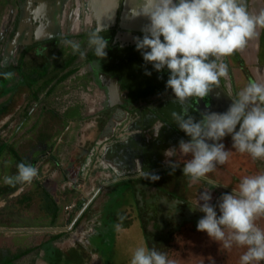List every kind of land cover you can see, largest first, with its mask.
I'll return each instance as SVG.
<instances>
[{
  "label": "flooded vegetation",
  "instance_id": "af4514ba",
  "mask_svg": "<svg viewBox=\"0 0 264 264\" xmlns=\"http://www.w3.org/2000/svg\"><path fill=\"white\" fill-rule=\"evenodd\" d=\"M28 1L15 0L9 7L0 39L4 57L14 48L9 43ZM40 1L46 0H33L27 35L15 45L17 62L9 66L20 65L25 75L33 76L35 88L20 83L26 89L23 102L9 120L24 122L36 116L44 134H52L55 122L61 126L68 119L81 124V141L68 157V171H74L77 159L80 168L68 183L84 187L95 178L102 187L89 205L102 191L108 193L118 183L138 181L148 173L159 177L152 183L167 188L178 180L183 190L179 196L197 209L198 202L203 204L200 194L211 187L208 181L219 184L210 189V203L218 208L219 198L238 189L244 176L264 174V160L236 151L231 135H226L219 142L231 151L228 161L193 183L182 171L191 154L179 151V142L190 137L172 117V112L183 114L185 109L197 121L204 113H224L249 81L264 83V29H258V36L243 50L222 58L228 77H222L207 97H192L181 104L166 88L167 68L157 72L136 50L134 38H143L142 28L150 23L146 17L144 22L133 17L143 0H117V5L116 0H47V7ZM246 4L250 12L264 10V0H246ZM97 29L108 40L104 59L96 57L87 43L89 33ZM65 40L79 43L84 55L74 53ZM171 148L177 149L175 156L166 157ZM169 161H178L175 170ZM256 223L264 229V217Z\"/></svg>",
  "mask_w": 264,
  "mask_h": 264
},
{
  "label": "clouds",
  "instance_id": "9594fccd",
  "mask_svg": "<svg viewBox=\"0 0 264 264\" xmlns=\"http://www.w3.org/2000/svg\"><path fill=\"white\" fill-rule=\"evenodd\" d=\"M135 16L150 21L142 28L143 38H134L136 50L157 72L167 68L166 88L172 90L181 104L192 97H207L213 86H219L222 77H228V66L222 58L243 50L258 36V29H264V10L250 12L246 0H143ZM99 32L97 29L89 33L87 43L96 57L104 59L108 40ZM64 44L74 53L80 52L79 43L65 40ZM13 75L3 73L5 79ZM237 96L226 112L204 113L199 121L186 109L183 114L172 112L176 125L190 137L187 142H179V151L185 156L191 154L182 171L193 183L205 179L217 165L228 161L231 151H226L219 142L226 135H231L236 151L247 153L254 160H264V83L249 81ZM176 151L171 148L164 154L174 157ZM169 163L173 170L179 164ZM38 175L37 167L20 162L16 174L5 176L4 183L31 184ZM145 178L159 179L148 173ZM208 183L211 187L199 196L203 204L198 202V208L205 215L198 220L197 230L206 232L225 249L234 244L246 247L240 264H260L264 261V229L256 221L264 217V174L244 176L238 189L223 194L218 202L219 216L217 205L210 203V189L219 184ZM118 219L119 230L124 217ZM130 264H175V261L156 248L140 246L133 252Z\"/></svg>",
  "mask_w": 264,
  "mask_h": 264
},
{
  "label": "rangeland",
  "instance_id": "374dc122",
  "mask_svg": "<svg viewBox=\"0 0 264 264\" xmlns=\"http://www.w3.org/2000/svg\"><path fill=\"white\" fill-rule=\"evenodd\" d=\"M2 71L14 75L10 79L2 75L0 88L11 89L20 83L35 88L33 76L25 75L20 65ZM39 159L43 161V157ZM152 181L143 177L120 182L108 193L102 191L90 205L98 183L89 180L84 187L71 186L68 193H74L78 199L64 207L65 229L55 233L0 228V237L4 238H0V264H130L133 252L140 246L166 253L175 264H240L246 247L234 244L225 249L206 232L198 231L197 222L205 214L179 196L183 190L178 180L169 188ZM45 183L47 189L54 188V181ZM52 190L49 203L54 212L59 204ZM30 201L31 198L22 197L19 203L26 205ZM120 216L124 219L118 230ZM17 219L8 224L36 223L30 218Z\"/></svg>",
  "mask_w": 264,
  "mask_h": 264
},
{
  "label": "crops",
  "instance_id": "0c3cea01",
  "mask_svg": "<svg viewBox=\"0 0 264 264\" xmlns=\"http://www.w3.org/2000/svg\"><path fill=\"white\" fill-rule=\"evenodd\" d=\"M14 1L0 0V39L9 7ZM14 48L10 49V56L9 54L5 57L0 55V80L3 79L2 69L8 70L12 63L17 62V59H13ZM9 88H0V228L10 229L13 232H55L58 229L62 231L65 229L63 225L66 224L63 223V216L66 214L64 207L78 199L74 193H68L73 186L68 182L72 183L77 177L81 161L77 159L75 162L77 167L74 171L71 170V173L68 171V157L81 141L82 126L79 122L72 120L68 122L67 119L61 126L55 122L52 134H44L36 116L24 122H21V119L9 120L23 102V93L26 91L21 84ZM60 92L64 93L63 89ZM92 138L94 137H89V139ZM42 157L43 161H39ZM20 162L31 163L37 167L38 177L31 184H5L4 177L15 175ZM46 181L55 182L53 190L45 187ZM13 186L15 189L11 190ZM98 188L95 193L98 192ZM49 190H52L53 195H57L55 202L59 204V207L54 212H51ZM22 197L31 198V203L20 205L19 200ZM81 216L82 214L79 217ZM20 217L33 219L36 223L30 226L8 224V221H17Z\"/></svg>",
  "mask_w": 264,
  "mask_h": 264
},
{
  "label": "water",
  "instance_id": "95a60500",
  "mask_svg": "<svg viewBox=\"0 0 264 264\" xmlns=\"http://www.w3.org/2000/svg\"><path fill=\"white\" fill-rule=\"evenodd\" d=\"M41 3H44L42 4V6H46L47 7V0L46 1H40ZM33 5V0H29L27 5L25 6V10H24V15L20 21V24H19V27H18V30L17 32L15 33V35L13 36V39L10 41V46L13 47L15 45H17L23 38L25 35H27V30L29 28V25H30V15L29 13L31 12V6ZM115 5H117V0L115 1ZM114 5V6H115ZM40 8V7H39ZM46 17V16H45ZM145 17L144 16H140V19H141V22H144L143 19ZM48 27V26H47ZM45 28V27H44ZM46 29V28H45ZM30 32V31H29ZM10 47V48H11ZM115 181V180H114ZM109 183V182H108ZM77 187V186H76ZM102 186H100L98 188V191L101 189ZM96 195V193H95Z\"/></svg>",
  "mask_w": 264,
  "mask_h": 264
},
{
  "label": "trees",
  "instance_id": "16d2710c",
  "mask_svg": "<svg viewBox=\"0 0 264 264\" xmlns=\"http://www.w3.org/2000/svg\"><path fill=\"white\" fill-rule=\"evenodd\" d=\"M10 189H11V190H12V189H15V187L13 186V187H12V188H10Z\"/></svg>",
  "mask_w": 264,
  "mask_h": 264
},
{
  "label": "built area",
  "instance_id": "2783aa9c",
  "mask_svg": "<svg viewBox=\"0 0 264 264\" xmlns=\"http://www.w3.org/2000/svg\"><path fill=\"white\" fill-rule=\"evenodd\" d=\"M68 209L70 208V206L67 207Z\"/></svg>",
  "mask_w": 264,
  "mask_h": 264
}]
</instances>
